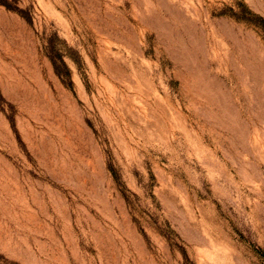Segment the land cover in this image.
<instances>
[{
    "label": "rangeland",
    "instance_id": "rangeland-1",
    "mask_svg": "<svg viewBox=\"0 0 264 264\" xmlns=\"http://www.w3.org/2000/svg\"><path fill=\"white\" fill-rule=\"evenodd\" d=\"M0 264H264V0H0Z\"/></svg>",
    "mask_w": 264,
    "mask_h": 264
}]
</instances>
